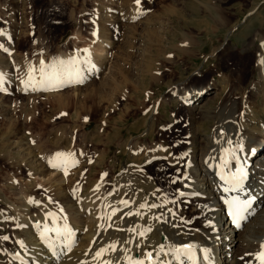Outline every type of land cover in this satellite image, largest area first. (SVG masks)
Listing matches in <instances>:
<instances>
[{
    "label": "rangeland",
    "instance_id": "374dc122",
    "mask_svg": "<svg viewBox=\"0 0 264 264\" xmlns=\"http://www.w3.org/2000/svg\"><path fill=\"white\" fill-rule=\"evenodd\" d=\"M130 1L0 0V73L10 80L2 85L7 91L0 92V207L17 205L28 194L49 202V177L28 174L25 148L66 171L63 194L71 187L73 195H86L100 185L111 186L123 167L144 165L155 142L175 148L162 136L171 110L179 108L175 102L162 107L170 84L201 69L200 84L206 71L222 67L225 75L237 77L231 78V88L250 91L255 55L238 51L253 40L254 51L264 53V0H140L141 19L152 21L155 25L148 26L155 32L138 19L122 23L137 4ZM210 6H227L232 15ZM226 16L235 26L230 36L229 29L217 27ZM113 20L127 27L122 30ZM226 38L235 48L219 61L211 54ZM187 46L188 54L182 51ZM40 58L47 91L20 92L25 68ZM85 59L101 73L75 83L71 67L84 69ZM150 167L149 174L157 170ZM6 232L0 230V237Z\"/></svg>",
    "mask_w": 264,
    "mask_h": 264
},
{
    "label": "bare ground",
    "instance_id": "6f19581e",
    "mask_svg": "<svg viewBox=\"0 0 264 264\" xmlns=\"http://www.w3.org/2000/svg\"><path fill=\"white\" fill-rule=\"evenodd\" d=\"M139 2L133 12L124 14L122 23L138 19L147 24L141 19L144 13ZM226 7L212 8L230 15ZM227 17L220 18L217 27L229 29L230 36L235 26ZM114 22L122 30L127 27ZM148 25L155 24L148 22L145 30L156 31ZM222 42L211 54L219 61L235 48L229 38ZM105 43L106 47L111 45ZM254 46L252 40L238 51L255 55L249 92L231 88V78L235 81L237 77L225 75L222 67L206 71V81L200 84L196 76L203 73L201 69L195 76L170 84L169 100L162 107L175 102L179 108L171 110L162 136L169 137L175 148L155 142L144 165L123 167L108 188L100 185L86 195L75 196L70 187L68 195L63 194L67 190L66 171L58 164L43 163L42 155L25 148L30 156L24 159V166L34 178L49 177L50 198L44 202L28 194L17 205L0 207V230H7L0 237V264H262L264 53L260 48L254 51ZM188 47L182 48L183 53L188 54ZM40 60L25 68L21 85L17 81L20 92L47 91ZM94 65L85 59L84 69H79L80 64L71 67L77 73L74 82L82 84L99 75L100 68ZM2 76L0 73V92H5L2 85L10 80ZM147 166L157 170L149 174ZM55 170L60 173L54 174ZM221 179L227 183L221 185ZM221 186L251 208L240 229L229 224L225 213L228 196L220 192ZM189 245L191 248H185Z\"/></svg>",
    "mask_w": 264,
    "mask_h": 264
},
{
    "label": "snow or ice",
    "instance_id": "6c2138e0",
    "mask_svg": "<svg viewBox=\"0 0 264 264\" xmlns=\"http://www.w3.org/2000/svg\"><path fill=\"white\" fill-rule=\"evenodd\" d=\"M137 2H139V0H137ZM57 76H59V73H57ZM56 165L53 164V167H55ZM185 248H191V246H185ZM261 260H262V264H264V255L261 256Z\"/></svg>",
    "mask_w": 264,
    "mask_h": 264
}]
</instances>
